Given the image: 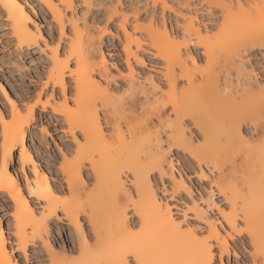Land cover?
<instances>
[{
	"label": "bare ground",
	"instance_id": "bare-ground-1",
	"mask_svg": "<svg viewBox=\"0 0 264 264\" xmlns=\"http://www.w3.org/2000/svg\"><path fill=\"white\" fill-rule=\"evenodd\" d=\"M36 1L56 35L0 0L46 63L0 85V264H264V0Z\"/></svg>",
	"mask_w": 264,
	"mask_h": 264
},
{
	"label": "rangeland",
	"instance_id": "rangeland-1",
	"mask_svg": "<svg viewBox=\"0 0 264 264\" xmlns=\"http://www.w3.org/2000/svg\"><path fill=\"white\" fill-rule=\"evenodd\" d=\"M27 12H29L32 20L38 26L40 32L45 38L48 37L49 28H51L52 34H57L54 25H49L50 18H44L42 9L38 6L36 0H27L26 4ZM32 12H31V11ZM45 60L36 51L29 53H18L15 48V43L11 38L7 24L4 22V16L0 13V85H2L8 96L20 103V97L24 96L26 92H32L34 85L32 79L36 80L40 76L42 70L45 69ZM2 98V96H0ZM4 104V100H3ZM1 106V105H0ZM45 122V121H44ZM49 127L48 135H44L41 139L37 132L31 138L27 139L26 146L31 149V153L36 161H38L41 169L46 173L50 182L55 184L59 180L56 166L47 162V159L43 158L41 154L42 150H49L51 154H56V147L61 145V135L54 128ZM55 142V144L53 143ZM40 149V150H39ZM15 165L12 167L19 177L22 179V175L18 169V154L14 157ZM180 163H182L180 161ZM55 181V182H54ZM11 205L0 203V217L2 221V230L4 236L10 238L12 232V220H11ZM55 236H57L56 228L54 229ZM67 233L60 232L59 239H66ZM14 256L19 261V264H24V261L19 252H14ZM240 257V256H239ZM38 264L37 261L31 262V264ZM226 264V261H224ZM218 264V263H217Z\"/></svg>",
	"mask_w": 264,
	"mask_h": 264
},
{
	"label": "snow or ice",
	"instance_id": "snow-or-ice-1",
	"mask_svg": "<svg viewBox=\"0 0 264 264\" xmlns=\"http://www.w3.org/2000/svg\"><path fill=\"white\" fill-rule=\"evenodd\" d=\"M128 264H134V262L131 260V258L129 259Z\"/></svg>",
	"mask_w": 264,
	"mask_h": 264
}]
</instances>
